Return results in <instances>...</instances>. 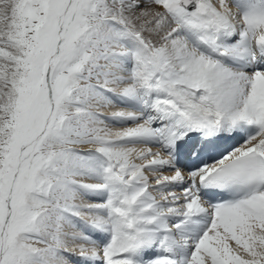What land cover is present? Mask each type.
<instances>
[{"label": "snow or ice", "instance_id": "snow-or-ice-1", "mask_svg": "<svg viewBox=\"0 0 264 264\" xmlns=\"http://www.w3.org/2000/svg\"><path fill=\"white\" fill-rule=\"evenodd\" d=\"M0 264H264V0H0Z\"/></svg>", "mask_w": 264, "mask_h": 264}]
</instances>
